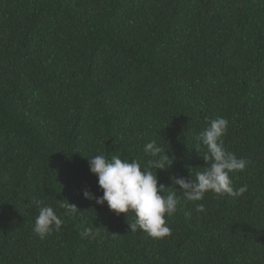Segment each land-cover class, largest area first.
<instances>
[{
  "label": "trees",
  "instance_id": "16d2710c",
  "mask_svg": "<svg viewBox=\"0 0 264 264\" xmlns=\"http://www.w3.org/2000/svg\"><path fill=\"white\" fill-rule=\"evenodd\" d=\"M218 117L248 191L192 202L169 177L203 171ZM152 140L176 158L162 239L82 195L87 159L144 167ZM38 200L64 221L44 240ZM0 264H264V0H0Z\"/></svg>",
  "mask_w": 264,
  "mask_h": 264
},
{
  "label": "clouds",
  "instance_id": "9594fccd",
  "mask_svg": "<svg viewBox=\"0 0 264 264\" xmlns=\"http://www.w3.org/2000/svg\"><path fill=\"white\" fill-rule=\"evenodd\" d=\"M228 124L229 121L223 117L212 119L197 135V142L207 149L203 156L207 166L203 167V171L196 172L195 178L191 176L190 179L175 175L169 177L174 185L179 186L187 200L201 201L209 192L217 196L227 194L238 198L248 191L247 185L238 189L233 186L231 174L243 172L249 162L225 148L223 137L227 133ZM143 151L151 157L144 167L135 159L129 161L116 154L110 158L96 155L87 159L90 172L97 177L103 195L98 197L89 189H85L82 195L87 200L95 201L97 205L107 203L112 212L117 215L125 214L127 219L129 213L134 214V222L129 224L131 231L140 229L152 238L162 239L171 234L165 217L175 214L179 198L176 191L165 194L169 188L159 182L157 170L172 168L176 158L169 156L155 140L145 144ZM36 204L38 215L33 231L44 240L53 232L61 231L64 221L43 200L36 201ZM64 207L69 211L77 210L74 205L67 204ZM196 210L203 212L204 205L197 204ZM90 232L91 229L85 230V234Z\"/></svg>",
  "mask_w": 264,
  "mask_h": 264
}]
</instances>
